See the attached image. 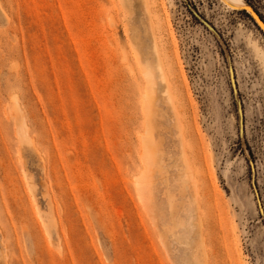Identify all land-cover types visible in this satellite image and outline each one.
I'll return each mask as SVG.
<instances>
[{"label":"rangeland","instance_id":"rangeland-1","mask_svg":"<svg viewBox=\"0 0 264 264\" xmlns=\"http://www.w3.org/2000/svg\"><path fill=\"white\" fill-rule=\"evenodd\" d=\"M240 8L0 0V264H264V32Z\"/></svg>","mask_w":264,"mask_h":264},{"label":"bare ground","instance_id":"bare-ground-1","mask_svg":"<svg viewBox=\"0 0 264 264\" xmlns=\"http://www.w3.org/2000/svg\"><path fill=\"white\" fill-rule=\"evenodd\" d=\"M226 1L228 3H234V4L238 5V6H242L243 8H244V6L246 4V1H244V0H226ZM146 5H148V4H146ZM240 9H242V8H240ZM150 92H151L150 89L149 90L147 89V91L144 92V96L148 100H151V98H152L151 97L152 95H150ZM154 162H155V153L153 154V158H152L151 165H153ZM143 166H144L143 167V173L146 174L145 175V179H146L147 183H145V181H141L140 182L139 179L137 181H138V184L140 186V194H141V197L146 201L147 206H149L150 205V194H151V191H150V183H151V180L149 179V177H150L149 176V173L151 172V168L148 167V164L147 163H145ZM150 207L151 206L148 207L149 211L151 210Z\"/></svg>","mask_w":264,"mask_h":264},{"label":"water","instance_id":"water-1","mask_svg":"<svg viewBox=\"0 0 264 264\" xmlns=\"http://www.w3.org/2000/svg\"><path fill=\"white\" fill-rule=\"evenodd\" d=\"M240 10L246 11L252 17L255 23L259 26V28L264 32V19L262 18V16L259 14V12L256 10V8L252 3L246 1L244 8ZM192 11L197 18L204 21V23H207V21L203 20L200 14L195 9H192ZM230 72H231L233 86L234 88H236L235 73H234V68L232 66H230Z\"/></svg>","mask_w":264,"mask_h":264},{"label":"trees","instance_id":"trees-1","mask_svg":"<svg viewBox=\"0 0 264 264\" xmlns=\"http://www.w3.org/2000/svg\"><path fill=\"white\" fill-rule=\"evenodd\" d=\"M247 2H250V3H252V1L251 0H246ZM244 12H246V11H244Z\"/></svg>","mask_w":264,"mask_h":264}]
</instances>
